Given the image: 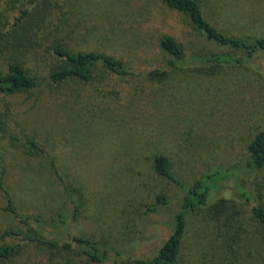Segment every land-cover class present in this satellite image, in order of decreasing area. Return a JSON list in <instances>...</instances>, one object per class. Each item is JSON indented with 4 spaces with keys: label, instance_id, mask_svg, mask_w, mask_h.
I'll use <instances>...</instances> for the list:
<instances>
[{
    "label": "rangeland",
    "instance_id": "rangeland-1",
    "mask_svg": "<svg viewBox=\"0 0 264 264\" xmlns=\"http://www.w3.org/2000/svg\"><path fill=\"white\" fill-rule=\"evenodd\" d=\"M6 1L1 9L14 16L17 9H8ZM73 1L75 34L70 45L114 56L131 65L135 76L122 79L99 71L89 83L45 82L37 91L1 95L0 118L20 139L37 140L79 191L76 219L58 230L49 224L37 230L47 238H60L61 245L80 236L106 244L111 261L105 264L148 259L172 234L183 196L177 186L156 175L155 157H169L187 185L213 165L240 164L248 143L264 129V62L199 73L191 55L228 50L208 41L163 0ZM202 1L217 26L264 36V0ZM167 35L182 45L187 63L181 72L168 70L165 79L152 80L151 71L165 69L160 40ZM25 60L28 67H43L33 55ZM4 169L5 183L21 212L42 214L51 223L48 218L57 217L55 212L66 206L74 210L49 158L30 156L22 142L12 146L0 134V174ZM239 185L249 201L240 196ZM161 194L170 202L147 213ZM221 198L235 200L244 209V241L233 244L225 228L193 216L180 264H264V243L255 236L250 219L252 204L264 201V170L228 178L212 195L213 200ZM5 205L0 191V239L6 229L21 226L4 211ZM21 245L12 263L0 264H93L77 245L73 252L61 249L55 254L34 243Z\"/></svg>",
    "mask_w": 264,
    "mask_h": 264
},
{
    "label": "trees",
    "instance_id": "trees-1",
    "mask_svg": "<svg viewBox=\"0 0 264 264\" xmlns=\"http://www.w3.org/2000/svg\"><path fill=\"white\" fill-rule=\"evenodd\" d=\"M58 1V3H57ZM63 1V2H62ZM0 0V96H12L41 89L44 83L60 85L69 80L89 83L102 71L108 75L125 79L135 76V71L126 62L100 52L76 49L70 45L74 40L73 0H7V8L15 11L11 16L1 9ZM170 9L185 15L195 28L211 43L225 48L227 52H212L190 56L196 71L217 73L225 67H247L254 60L264 62V36L255 33H234L214 24L206 15L202 0H163ZM81 22V21H80ZM160 49L165 59V69L149 73L152 80L165 79L167 71L184 69L187 56L182 45L172 36L160 40ZM33 55L43 63V67H28L25 58ZM260 72V70H259ZM264 80V75L262 74ZM0 134L12 146L22 142L30 156H47L54 173L67 194L66 203L73 205L72 213L68 206L51 216L47 223L42 214H26L20 211L5 183L6 170L0 174V191L5 197L4 211L16 219L20 227L12 226L1 234L0 261L12 263L21 252V243L29 242L45 246L54 251L73 252L74 245L79 247L80 255H86L93 264L111 261L110 250L106 244L95 242L83 236L72 238V243H63L56 238H47L41 230L50 225L58 230L67 225L68 219H76L80 211L79 191L62 173L57 160L35 139H20L10 132L3 118H0ZM242 163V165H240ZM235 166L213 165L191 185L182 182L177 176L171 159L157 155L154 159V172L160 178L177 186L183 196L179 211L173 216L172 234L155 256L135 261L124 260L115 264H180L185 239L189 230V220L193 216H203L217 228H225L232 233L231 242L240 244L246 236L242 225V206L235 200H213L212 195L220 184L230 177L238 178L241 172H262L264 170V129L248 143L244 157ZM261 198V186L257 187ZM240 196L249 201L247 190L239 185ZM170 202L166 195H158L155 205L147 207L146 212H156L158 206ZM66 205V204H65ZM250 219L253 221L255 236L260 235L264 243V201L252 204ZM38 227L41 230H37ZM12 241V243H11ZM14 241H19L14 243ZM79 253H77L78 255Z\"/></svg>",
    "mask_w": 264,
    "mask_h": 264
}]
</instances>
